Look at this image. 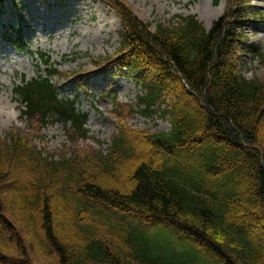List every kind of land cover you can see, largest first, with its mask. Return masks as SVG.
<instances>
[{"label": "trees", "instance_id": "1", "mask_svg": "<svg viewBox=\"0 0 264 264\" xmlns=\"http://www.w3.org/2000/svg\"><path fill=\"white\" fill-rule=\"evenodd\" d=\"M117 10L125 28L122 48L135 54L122 57L120 67L130 76L144 75L135 112L171 125L168 132H144L162 158L140 157L132 145L136 135L125 130L108 149L83 157L48 154L21 136H7L0 141V225L12 236H0V264H30L16 222L38 240L39 256L49 264H264V80L247 79L239 69L235 45L245 37L244 15L229 11L210 30L194 15L178 16L150 31L123 5ZM253 55L264 62V48ZM150 65L160 76L151 78L153 69H145ZM55 73L17 89L24 118L41 128L62 123L85 139L87 116L77 110V100L59 97ZM176 87L187 100L174 97ZM132 160L123 182L100 181ZM28 165L40 169L38 179L29 177ZM44 175L55 178L47 182ZM11 193L23 202H11ZM7 213L15 218L11 225ZM62 215L79 223L85 215L92 218L91 228L79 225L86 229L85 245L67 242ZM247 224L255 231L247 232ZM170 235L186 242L176 245ZM111 239L130 253L116 252ZM194 242L211 255L197 251Z\"/></svg>", "mask_w": 264, "mask_h": 264}, {"label": "rangeland", "instance_id": "2", "mask_svg": "<svg viewBox=\"0 0 264 264\" xmlns=\"http://www.w3.org/2000/svg\"><path fill=\"white\" fill-rule=\"evenodd\" d=\"M121 5L142 23L149 24L150 31H154L159 23L173 24L178 16L190 15L197 16L210 30L214 22L229 11L243 14L245 18L241 29L245 37L241 44L235 45L236 50L241 51L238 54L242 59L239 69L247 79L264 80V62L260 63L253 55L254 49L264 48V0H0V141L9 135L21 136L27 143L48 154H68V157L76 154L83 157L108 149L118 131L125 130L136 135L132 138V145L140 157L150 156L156 161L162 158L145 141L144 132H168L171 125L166 120L157 117L147 119L135 112L138 97L142 95L144 75L137 73L130 76L128 69L120 67L126 54L125 57L135 56L122 48L125 28L122 14L117 10V6ZM51 68L59 72V76L52 79L59 97L65 101L77 100V110L87 116L89 134L85 139L79 134L73 136L70 127L64 128L62 124H46L41 128V123L30 124L22 117L21 106L24 104L15 94V87L24 80L46 77V70ZM145 69H153L152 79L160 74L151 65ZM79 84L85 88H80ZM173 90L174 97L187 100L179 88ZM116 108L120 109V114H116ZM133 163V160L121 161L117 168L110 170L108 176H101L100 181L116 184L118 179V183L123 182L126 170ZM27 169L31 179H38L42 173L29 165ZM44 177L47 182L55 178L50 175ZM8 197L13 203L23 202L16 193ZM102 213L116 220L119 226L121 224L128 228V223L117 219L112 212ZM10 214L7 213L5 218L11 225L15 218ZM85 216L86 219L80 223L59 216V223L66 228L64 238L69 244H86L83 242L87 238L86 229H80L79 225L91 228L92 218ZM16 223L20 227L17 232L26 237L30 248V257L26 256L29 263L49 264L45 257L39 256L42 251L34 235L25 233L24 228ZM245 226L247 232L255 231L256 226ZM163 229L173 234L167 225ZM0 236L7 240L12 234L4 231L0 225ZM96 236L99 238L100 235ZM169 239H174L176 245L178 241H184L173 235ZM185 239L190 242L187 237ZM111 243L116 252L130 253L122 241L111 239ZM193 245L204 256L211 255L201 243L194 242ZM1 254L4 256L5 253ZM35 256L44 261H38Z\"/></svg>", "mask_w": 264, "mask_h": 264}, {"label": "bare ground", "instance_id": "3", "mask_svg": "<svg viewBox=\"0 0 264 264\" xmlns=\"http://www.w3.org/2000/svg\"><path fill=\"white\" fill-rule=\"evenodd\" d=\"M213 16H215V15H213ZM210 18H212V17H210Z\"/></svg>", "mask_w": 264, "mask_h": 264}]
</instances>
